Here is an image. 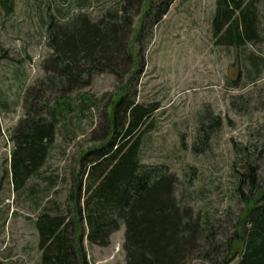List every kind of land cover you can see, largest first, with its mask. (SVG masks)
Instances as JSON below:
<instances>
[{"label": "rangeland", "instance_id": "rangeland-1", "mask_svg": "<svg viewBox=\"0 0 264 264\" xmlns=\"http://www.w3.org/2000/svg\"><path fill=\"white\" fill-rule=\"evenodd\" d=\"M121 0H13V11L0 5V260L3 264H37L40 251L34 219L42 206L63 204L71 176L78 171L81 154L98 141L103 125L100 108L110 105L129 84L136 101L157 103L153 129L142 138L140 160L165 164L178 176L176 196L193 208L196 215L208 216L225 233L234 232L243 203L235 194L240 153L264 148V63L251 65L250 52L264 55V0L262 41L245 49L217 45L211 28L215 0H174L160 22L151 27L148 2L142 0L133 17L134 51L144 58L124 69V79L108 72L95 73L92 81L66 94L71 110L59 115L58 133L46 164L45 177L58 175L54 184L34 176L13 190L9 160L13 142L9 135L25 116V90L45 76L43 62L52 53L48 44L50 17L69 22L81 13L96 20ZM133 76L131 84L127 78ZM128 90V89H127ZM59 94L49 97L55 101ZM82 105L84 108H82ZM199 116L209 132L207 145L195 143ZM216 124L212 126V121ZM203 132L199 133V137ZM246 147V150L243 148ZM257 154V153H256ZM260 173L264 174V163ZM237 169L242 171L238 160ZM35 186L34 193L30 192ZM227 232V234H226ZM123 225L110 236L107 246L84 242L90 264H124ZM221 238V236L219 237ZM223 240V237L221 238ZM187 264H211L200 258ZM227 264H238L237 258Z\"/></svg>", "mask_w": 264, "mask_h": 264}, {"label": "trees", "instance_id": "trees-1", "mask_svg": "<svg viewBox=\"0 0 264 264\" xmlns=\"http://www.w3.org/2000/svg\"><path fill=\"white\" fill-rule=\"evenodd\" d=\"M173 1L148 2L151 27L160 22ZM141 3L121 0L96 20L81 13L63 23L50 17L47 32L52 53L43 62L45 76L25 90V116L9 135L13 142L9 172L14 191L34 176L47 178L49 184L59 178L45 177L41 171L58 133L59 115L71 110L64 104L67 93L88 85L95 73H112L122 80L124 69L131 66L138 65L141 72L144 58L134 51L137 36L131 38L133 17ZM260 3L215 0L211 16L214 42L245 49L262 41ZM0 5L7 13L13 11V0H0ZM247 59L255 68L264 63L263 54L250 52ZM132 77L126 82L131 84ZM54 93L59 95L50 102ZM3 107L0 102V110ZM158 108L157 103L136 101L129 94V84L111 106L100 108L103 125L99 124L98 142L81 154L65 201L55 204L51 200L36 214L37 264H90L84 242L107 246L111 234L122 225L124 264H187L197 258L211 264H227L234 258L238 264H264V174L260 173L264 148H253L243 155L235 150L234 190L244 205L234 232L224 240L225 233L214 221L208 216L200 218L178 199V176L167 165L141 162L142 138L153 129V113ZM199 117L195 143L199 138L198 144L207 145L210 133L204 117ZM215 124L213 120L212 126ZM238 160L242 171L237 169ZM34 190L31 186L30 192Z\"/></svg>", "mask_w": 264, "mask_h": 264}]
</instances>
